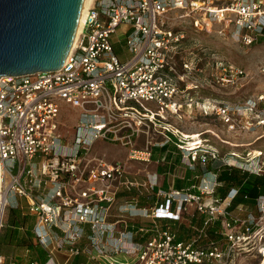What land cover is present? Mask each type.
Listing matches in <instances>:
<instances>
[{
  "label": "built area",
  "instance_id": "2783aa9c",
  "mask_svg": "<svg viewBox=\"0 0 264 264\" xmlns=\"http://www.w3.org/2000/svg\"><path fill=\"white\" fill-rule=\"evenodd\" d=\"M180 19L197 32L206 31L208 25H220L248 47L264 37V0H91L76 46L59 70L0 78V207L4 192L29 200L30 211L38 216L39 238L44 239L46 226L59 221L66 225L72 244L83 237L78 224H88L95 234L103 235L110 227L100 214H109L124 190L141 187L125 178L122 164L92 155L98 141L119 143L129 148L130 160L150 162L152 146L169 143L150 139L160 126L159 119L184 105L209 106L232 130L264 126L263 95L242 103L206 102L196 96L198 87L193 89L190 77L193 64L199 65L203 59L196 55L194 63L183 61L186 73H178L177 58L188 36L177 28ZM114 37L127 59L116 52ZM260 72L264 74V64ZM246 77L244 69L226 64L223 78L216 83L235 85ZM61 103L80 111L71 144L65 143L60 133ZM149 103L154 107L147 106ZM239 114H251L256 122H245ZM169 134L164 135L168 140ZM141 136L146 138L145 149L136 146ZM196 150H190V164L201 159L206 165L217 159L212 150ZM36 158H40L38 163ZM48 183L53 185V193L36 202L34 189ZM216 186L215 179L205 189L197 187L198 192L192 191L195 187L165 192L164 203L151 211L152 219L180 221L187 205H193L207 215L204 228L190 241L177 240L168 228L159 231L145 247L133 251L135 264H229L234 243L240 239L233 229L242 225L250 232L252 215L248 221L231 215L227 210L238 192L231 190L221 199L215 195ZM174 203L176 212L172 211ZM220 218L229 245L224 248L214 241L199 245L207 237L210 222ZM71 254L78 255L80 250L72 249ZM0 264H4L2 256ZM45 264L56 262L50 257Z\"/></svg>",
  "mask_w": 264,
  "mask_h": 264
},
{
  "label": "rangeland",
  "instance_id": "374dc122",
  "mask_svg": "<svg viewBox=\"0 0 264 264\" xmlns=\"http://www.w3.org/2000/svg\"><path fill=\"white\" fill-rule=\"evenodd\" d=\"M177 23V28L183 29L188 34L187 41L184 43V50L177 58L179 74L186 73V71L182 70L183 61L192 63L195 61L190 48L193 47V44H199L205 50L214 53L205 52L207 59L200 62L199 65H197L198 62L193 64L194 75L191 76L190 79L194 82L193 89L198 87L196 90L197 97H201L202 100L206 99V102L210 100H222L223 102L229 103H242L251 97L264 96V74L260 72V67L264 64V37L254 45L247 47L239 43L232 36V31L220 25H208L207 28L205 27L206 31L197 32L194 30L195 28L185 22L184 19L183 21L181 19L178 20ZM120 32H122V29H120ZM113 41L116 52L121 54V56L123 55V60L127 59V54L125 55L126 51L121 49L120 45L117 43V39L114 38ZM226 64L244 69L247 72V77L243 80L241 79L235 85L231 83L222 85L221 82L217 84L216 80L223 78V67ZM263 104H261L260 107H263ZM147 106L151 108L154 107L151 103L147 104ZM195 106L196 105L188 107L184 105L182 109L178 111L164 113V118H160V122H158L160 126H157L151 133L150 137L152 138L150 139L153 140V143L169 142L166 145L170 146L171 149L174 147L176 152H178L175 153L174 156L177 158L179 157V160L182 162L184 174L186 167H189V170L193 171L196 175L200 173V175H202L203 171H205V174L200 178V183L199 179H197L198 183L196 182L198 184L197 187H200V189H203L205 185H212L214 180H212L210 172L214 170L210 169V163L203 165V170L200 169L198 167L199 165L197 166L196 163L190 164V155L192 151H190L188 144L191 140L195 139L194 135L198 136L201 141V144L196 148L199 152L216 150V160L220 162L216 168L217 170L234 167L250 171L253 179L263 176L264 126L255 125V127H251V129L246 127L243 130H232L211 112L209 106H204L203 104H199L198 107ZM79 117L80 111L78 109L66 103H61L59 123L61 137L64 139L65 143L71 144L74 140L75 124ZM237 117H245V122L248 121V119L256 122L255 119L250 118L254 117L251 114H239ZM167 131H169V133L172 132L173 135L177 137L173 139V141H177L180 146L175 145L173 141H170V138L168 140V138L164 136ZM102 142L107 143L106 141ZM107 144L121 145L119 143L112 144L110 142ZM138 146L139 148H145L146 138L142 139ZM156 147L159 148L161 146L158 145ZM95 148L96 147L92 149L93 156L103 157L108 162L116 161L113 158H109L111 155L108 157ZM39 160L40 158H36L35 162L38 163ZM151 161H153L152 158ZM216 166L217 165H215V167ZM144 173H146V170L139 169L134 175L138 178L140 176L143 177L142 175ZM197 187L193 188V190H198L199 188ZM209 200L210 198H208V201ZM227 211L232 213L235 212L234 214L237 215L240 212L241 216H239V218L244 221H248V214L252 215V225L249 226L251 227L250 232L246 233V226L242 227V225H237L233 229V231L240 236V239L234 243L235 253L232 254L229 264H264V195L259 197L255 204H246L242 211H231L230 207ZM223 220V218H220L210 222L207 228V234L209 229V235H207L208 241L206 239V242H204L205 245L211 241L218 242V244L224 248L229 245L226 237L222 235L223 232L225 233L222 223ZM201 229L202 227L199 231ZM204 239L205 238H202L200 241ZM213 264L219 263L214 262Z\"/></svg>",
  "mask_w": 264,
  "mask_h": 264
},
{
  "label": "crops",
  "instance_id": "0c3cea01",
  "mask_svg": "<svg viewBox=\"0 0 264 264\" xmlns=\"http://www.w3.org/2000/svg\"><path fill=\"white\" fill-rule=\"evenodd\" d=\"M121 57L124 59L123 55ZM142 139L145 136L137 139L138 149H145L138 146ZM107 143L98 141L93 148L96 147L97 151L108 157L111 155L109 158L116 161L110 163H120L125 167L126 179L141 184L140 188L124 190L118 194L110 213L100 214L102 222L110 227L109 230L99 235L92 231L90 225L78 224L84 230L83 237L72 244L66 233V225L59 221L46 226L43 229L44 239H41L36 232L38 216L30 211V201L15 193L4 192L0 208V256L4 258V264H45L50 257L54 258L56 264H135L137 257L133 251L145 247L159 231L168 228L176 234L177 240L190 241L201 227L204 228L207 215L199 213L193 205H187L179 222L156 220L150 216L154 207L164 203L165 192L188 190L196 183V174L189 167H186L184 174L182 162L174 156L178 153L174 147L154 146L151 148L153 161L138 162L129 159V148ZM219 164L217 160L210 163V169L214 170L210 172L212 180L217 177L216 168ZM139 169L146 170V173L136 178L134 174ZM28 180L25 177L23 182L29 189ZM7 183L8 178L5 186ZM52 193L53 185L48 183L34 189L32 194L36 202H40ZM172 211H177L176 203ZM222 235L225 236V233ZM206 239L208 241L207 237L199 244L205 246ZM72 249H79L80 254L72 255ZM117 249L124 251L117 252Z\"/></svg>",
  "mask_w": 264,
  "mask_h": 264
},
{
  "label": "water",
  "instance_id": "95a60500",
  "mask_svg": "<svg viewBox=\"0 0 264 264\" xmlns=\"http://www.w3.org/2000/svg\"><path fill=\"white\" fill-rule=\"evenodd\" d=\"M85 0H0V78L59 70Z\"/></svg>",
  "mask_w": 264,
  "mask_h": 264
},
{
  "label": "trees",
  "instance_id": "16d2710c",
  "mask_svg": "<svg viewBox=\"0 0 264 264\" xmlns=\"http://www.w3.org/2000/svg\"><path fill=\"white\" fill-rule=\"evenodd\" d=\"M190 48L193 50L194 49L196 50V51L194 50L195 52L193 53L194 56L197 55V57H195L196 59L201 58L205 60L207 59L206 57L207 55L205 52H210V51L205 50L199 44L197 45L193 44V47H190ZM211 54H214V53L212 52ZM169 138H170V141H173V139L177 137H175L173 133H170ZM173 142L175 143V145L179 144L177 143V141H173ZM167 146L168 145H165L164 147H167ZM212 151L216 152V150L214 149ZM215 161L216 160L210 159V161H208V164L211 162H215ZM196 165L197 166L199 165L198 167L202 169L203 168L202 160L198 159L196 161ZM200 174H197L195 176V182L197 183H198L197 179H199L200 176L204 175L205 171H203L202 175ZM216 174H217V177H216L217 186L215 188L216 197L225 199L231 190H236L238 192L237 196L232 201V205L230 206L231 211H234V210L242 211L246 204H255L258 198L264 195V175L253 179L251 177L250 171L240 169V168H234V167H227L222 170H217ZM199 182H200V179H199ZM197 183H194L195 185L192 187H197L198 185ZM178 188H181V187H178ZM176 190L181 191L182 189H176ZM192 191L198 192V190H192ZM229 213L231 215H236L238 217L241 216L240 212L238 213V215L234 214L235 212L234 213L229 212ZM40 255L41 257L44 256L43 251L40 252Z\"/></svg>",
  "mask_w": 264,
  "mask_h": 264
},
{
  "label": "bare ground",
  "instance_id": "6f19581e",
  "mask_svg": "<svg viewBox=\"0 0 264 264\" xmlns=\"http://www.w3.org/2000/svg\"><path fill=\"white\" fill-rule=\"evenodd\" d=\"M91 3V0H85L84 2V6H83V11H82V14H81V18H80V23H79V27H78V31H77V35H76V38H75V42H74V45H73V48H72V51L73 49L75 48L76 46V43H77V40H78V37H79V34L82 30V27L84 25V21H85V17H86V11H87V8L88 6L90 5ZM71 51V52H72ZM163 128V127H162ZM194 140H191L188 144V146L190 147L189 149L192 150V149H196L198 147V145L201 144V141H200V138H198V136H195L194 135ZM189 140V139H188ZM254 153V152H253ZM261 153V152H260ZM261 156V155H260ZM0 201H1V196H0ZM2 208V207H0Z\"/></svg>",
  "mask_w": 264,
  "mask_h": 264
}]
</instances>
